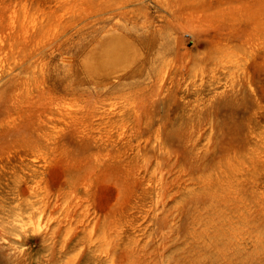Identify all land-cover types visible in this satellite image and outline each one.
Here are the masks:
<instances>
[{"label": "rangeland", "instance_id": "1", "mask_svg": "<svg viewBox=\"0 0 264 264\" xmlns=\"http://www.w3.org/2000/svg\"><path fill=\"white\" fill-rule=\"evenodd\" d=\"M0 264H264V0H0Z\"/></svg>", "mask_w": 264, "mask_h": 264}]
</instances>
